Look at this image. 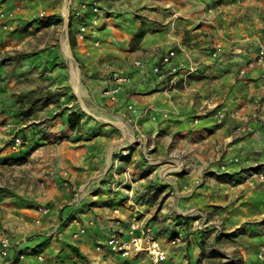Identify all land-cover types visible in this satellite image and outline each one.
Masks as SVG:
<instances>
[{"label":"crops","instance_id":"1","mask_svg":"<svg viewBox=\"0 0 264 264\" xmlns=\"http://www.w3.org/2000/svg\"><path fill=\"white\" fill-rule=\"evenodd\" d=\"M59 5H64L65 13L66 6L81 11V19L74 18L76 30L79 21L90 25L84 41L76 34L72 37L86 74L92 75V69L131 77L119 92L109 96L114 109L134 106L129 111L135 122L144 125L152 139H159L153 152L167 153L168 142L176 137L170 157L184 154L193 160L170 165L164 174L189 170L185 183L183 176L177 177L180 184L166 178L175 185L186 188L189 183L191 187L176 192L173 186L160 185L158 175L153 174L157 169L151 179L140 173L144 168L150 170V163L132 162L126 169L133 179L121 178L122 173L110 185L99 178L103 166L94 169L95 156L92 166V161L86 164L91 156L84 152L74 161L79 166L55 168L53 197L45 191L32 192L29 207L1 206L0 202V238L7 235L21 242L7 257L0 254V264H36L38 253L44 254L48 264H228V253L238 255L243 264H264L258 254L261 238L248 233L244 237L250 241L244 243L246 240L233 234L244 221L264 218V179L250 173L264 171V118L253 116L256 100L264 98V60H258L264 48V0H0V58L21 53L30 34L26 30L30 13L53 12ZM95 19L97 24H93ZM3 22L11 29L5 31ZM138 34L141 37L134 40ZM62 45L73 87L81 93L79 68L65 34ZM171 49L177 50L174 62L181 70L160 81L153 67ZM137 59L144 65L136 66ZM43 62L37 66L28 57L20 63L16 59L0 61V171L3 155L10 152L3 144L12 129L23 128L33 139L43 137L30 128L35 116L26 115L28 105L17 97L20 78L30 69H41ZM103 63L108 64L106 69ZM10 67L14 78L8 81ZM55 73L64 76L66 69ZM114 81L109 87L121 82ZM222 106L228 112L224 122L217 123L214 114ZM70 112L64 118L67 127ZM104 120L116 123L128 139H134L124 122L108 116ZM86 125L81 118L80 127L73 131L81 135ZM55 127L53 131L60 133ZM77 135L73 140L79 139ZM236 157L240 161L231 163ZM50 167L44 165V169ZM67 178L73 187H79L78 192L70 195L67 182L60 186ZM41 205L49 206L50 212L41 214ZM134 220L141 225L139 231L152 229L166 250L165 259L154 260L139 251L124 256L110 249V231L120 227L129 238L128 225ZM200 220L207 225L199 226ZM215 224H220L218 229L213 228ZM81 228L85 232L75 237ZM18 248L26 251L25 259H20Z\"/></svg>","mask_w":264,"mask_h":264},{"label":"rangeland","instance_id":"2","mask_svg":"<svg viewBox=\"0 0 264 264\" xmlns=\"http://www.w3.org/2000/svg\"><path fill=\"white\" fill-rule=\"evenodd\" d=\"M66 8L68 9V13H65L64 5L63 7L61 5L57 6V9L55 8L53 12L52 10L51 12L49 10L38 11L35 16L30 13V27L26 28V30H30V34H28V41L24 44V47H20L22 49L21 53L5 54L0 58L2 62L16 59L20 63L22 58L28 57L30 60L34 59L37 66L45 61V65L43 64L41 69L36 68V71L30 69L28 73H25V77L20 78L19 81L22 86L20 87L21 92L17 96L24 106L28 105L26 115L35 116V121L30 124V128L36 130L34 133H41L43 137L40 139L30 138L27 136V133L22 132L23 128L18 127L17 129H12V134L4 142L3 146L10 152L3 155L1 162V206L11 203V205H21L23 207L27 205L26 207H29V197L32 192L42 194L45 191L46 195L51 193L53 197L55 190L52 184L55 182L53 174L55 168L70 170V168L79 166L74 161L81 158L84 152H86L87 157L91 156L86 161V164H90L92 157L95 156L94 169L103 166L104 170L100 171L102 175H99V178L102 181L107 179L110 185L116 181V175L121 176L122 173L123 177L121 178L133 179L127 170L128 164L132 162L141 165L148 164V166L150 163V170L144 168V171L140 173L151 179L152 171L157 169V172H153V174L158 175L157 181L160 180V185L162 183L163 186H173L172 189L175 188L176 192L178 190L189 189L191 187L189 183H187L188 187L185 188L183 185L171 183L166 178L169 177L180 184L181 182L177 180V177L183 176L182 182L185 183V175L189 170L169 171L164 174V169L170 165L186 164L187 160L191 159L192 161L193 158H189L190 156L184 154L170 157V152L173 151L172 149L176 145L174 142L176 137L171 142H168L167 153L153 152L152 150L159 145V139H152L150 134L148 135L144 131V125L135 122L133 114L129 111L134 110V106H124L114 109L113 102L109 99V96L112 97V94L107 92H111L112 89L117 88L121 84L116 83L113 88L109 87L122 74H113L114 72L108 73L102 70L100 72H93L91 71L92 69L90 70L93 73L92 75L86 74L85 66L82 65L80 59L77 57L72 42V37L75 34L77 35L79 29V27L77 30L73 27L74 18L81 19V17L77 16L76 10L70 6H66ZM42 12H44L43 15L41 14ZM7 21H9V18ZM5 24L6 22H3V29L5 31L10 30V24L4 26ZM64 34L69 42L75 63L79 68L81 93L75 90L71 81L70 68L62 45ZM103 60L105 61L106 59L104 58ZM107 67L108 64L103 63L102 68L106 69ZM63 68L66 69L64 76L55 73V70L57 72L58 69L61 70ZM12 70H14L13 67H10L8 70V81L11 77L14 78L13 72L11 73ZM85 105L89 107V111L86 110ZM75 107L80 112L81 118H84L87 123L86 132L84 133L82 130L81 135H77L70 125L68 127L64 125L65 116ZM203 110V108L200 109V111ZM202 114L200 112L198 113L199 116H195L197 121ZM102 115L124 122L129 135L134 139H128L122 127L116 123L104 120L105 116ZM214 115L217 123L224 122H219L216 114ZM54 123L55 125H53ZM53 127H55L54 130L57 129L60 133L53 131ZM76 135L79 136L80 140H73ZM71 142H74V144ZM91 143H93L94 147L90 145ZM152 159H159V161L154 162ZM117 161L120 163H116ZM46 163L50 164L51 167L49 169H44ZM92 164L93 161L90 165L92 166ZM250 173L255 176L258 175L262 180L264 179L262 177L264 171H253ZM244 175H242V178ZM64 182L70 184V195L78 192L79 187H73L69 178L64 179L60 186ZM107 186L110 188L109 185ZM4 209L5 207L1 211L5 212ZM205 223L206 221L200 220L198 225H207ZM215 225L216 227L213 228L220 226V224ZM248 233L250 234L249 237L257 236L261 238L260 245L262 247H259L258 254L260 253L264 258V218L246 220L241 224V228L239 227L233 232L235 237L246 240L243 241L244 243H249L247 241H250L249 238L244 237ZM241 261L240 257L236 254L228 253L226 255L225 263L240 264L242 263Z\"/></svg>","mask_w":264,"mask_h":264},{"label":"built area","instance_id":"3","mask_svg":"<svg viewBox=\"0 0 264 264\" xmlns=\"http://www.w3.org/2000/svg\"><path fill=\"white\" fill-rule=\"evenodd\" d=\"M83 7H86L87 5L83 4ZM94 10L97 11L98 7L95 5L94 6ZM42 15L44 14V12L41 13ZM2 16H6L5 13L1 14ZM76 15L81 17V11L80 10H76ZM98 19H95L93 21V24H97ZM4 26H8L7 24H5ZM90 25L87 24V22H81L79 24V29H78V33H77V37L80 40H84L87 36V33L89 31ZM261 54H259L258 56V60L259 61H263L264 60V48L260 51ZM217 52L214 53V56H217ZM177 56V50L176 49H171L169 52H167L166 54L163 55L162 60L155 64L153 67V72L157 75L158 79L160 81L165 80L167 76L169 75H176L179 73V71L181 70V67L179 64L174 62L175 57ZM135 65L137 66H143L144 62L142 60H135ZM119 81H121L120 85H118L117 88L112 89L111 92H107V93H111L112 96H114L118 90H120L122 88V84L125 82H130L131 81V77L128 76L127 74H122L121 76H119L118 78ZM255 112L253 114L254 117H263L264 118V98L258 99L256 100L255 103ZM228 112V108L226 106H222L217 112H216V116H217V120L219 122H222L227 115ZM220 152V151H219ZM221 153V152H220ZM221 155V154H220ZM240 161L239 157H236L232 160L231 163H238ZM228 166L227 163L223 164V167L226 168ZM262 177L264 178V175H262ZM39 211L41 214H47L50 212V207L47 205H41L39 206ZM118 211V210H116ZM38 222H40L41 220H37ZM122 223V221L120 219L117 220V224L118 226H120ZM141 228V225L138 221L134 220L132 222H130V224L128 225V235L129 238H125L123 236V233L121 232L120 227L118 228H114L112 231H110L108 238H107V244L110 247V249L117 253V254H122L124 256H129L131 255V253L133 251H139V252H146L147 254H149L154 260H162L165 259L167 257V253L166 250L164 249V247L160 244V242L157 240V238L154 236L152 229L151 228H146L145 230L139 231ZM55 230V229H54ZM54 232V231H53ZM85 232V228H81L80 232L75 233V237H78V235L80 233H84ZM20 241H14L11 239L10 236H2L0 238V254L3 257H7L9 255L10 250L13 247H19L20 245ZM20 252V259H25L27 257V253L26 251H24V249L19 250ZM37 259L39 260L38 263L36 264H48L45 261V256L42 253H38L37 255ZM75 264H79V262L75 263ZM243 264V263H240Z\"/></svg>","mask_w":264,"mask_h":264},{"label":"trees","instance_id":"4","mask_svg":"<svg viewBox=\"0 0 264 264\" xmlns=\"http://www.w3.org/2000/svg\"><path fill=\"white\" fill-rule=\"evenodd\" d=\"M141 37V34H138L134 40H137ZM68 122L72 130L80 127L81 124V116L77 110H72L68 115Z\"/></svg>","mask_w":264,"mask_h":264}]
</instances>
